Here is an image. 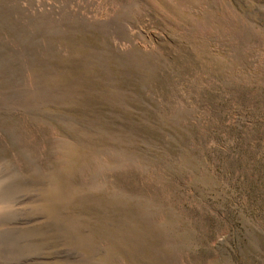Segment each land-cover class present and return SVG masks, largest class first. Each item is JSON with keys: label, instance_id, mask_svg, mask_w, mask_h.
I'll list each match as a JSON object with an SVG mask.
<instances>
[{"label": "rangeland", "instance_id": "374dc122", "mask_svg": "<svg viewBox=\"0 0 264 264\" xmlns=\"http://www.w3.org/2000/svg\"><path fill=\"white\" fill-rule=\"evenodd\" d=\"M0 264H264V0H0Z\"/></svg>", "mask_w": 264, "mask_h": 264}]
</instances>
